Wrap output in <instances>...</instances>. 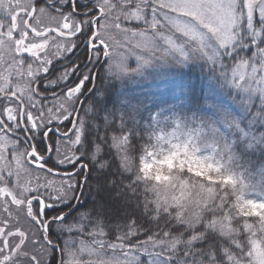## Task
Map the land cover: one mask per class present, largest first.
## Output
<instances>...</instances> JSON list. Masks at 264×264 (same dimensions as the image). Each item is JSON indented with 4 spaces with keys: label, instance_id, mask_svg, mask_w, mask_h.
<instances>
[{
    "label": "snow or ice",
    "instance_id": "obj_1",
    "mask_svg": "<svg viewBox=\"0 0 264 264\" xmlns=\"http://www.w3.org/2000/svg\"><path fill=\"white\" fill-rule=\"evenodd\" d=\"M245 45L249 53L255 46L259 65L237 62L231 83L264 89V0H0V264H141V254L159 250L170 257L185 239L195 247L212 232L227 246L207 254L185 251L186 264H264L253 250L257 240L264 242V216L241 212L249 201L260 209L264 199L247 198L227 170L219 118L214 128H190L178 118L161 122L163 111L145 116L147 110L129 99L123 106L129 119L113 122L108 136L125 162L131 160V179L123 184L102 166L103 145L89 161L96 146L80 115L86 94L94 97L96 81L105 76L142 75L146 66L197 58L217 80L227 79L226 60ZM132 56L135 68L128 63ZM163 74L161 68L155 76ZM145 136L151 147L138 155L137 141ZM54 138L61 139V159L71 169L50 162L45 140L54 145ZM170 157L176 166L162 169L169 179L157 181L154 162ZM149 160L153 170L146 174ZM188 162L209 168L214 179L196 175ZM89 183L98 199L80 219L72 201ZM128 208L132 215L122 216ZM69 216L76 227L68 235L78 239H68L62 228L61 244L52 229L69 224ZM117 220L128 225L121 233L110 227ZM144 228L149 234L141 240Z\"/></svg>",
    "mask_w": 264,
    "mask_h": 264
},
{
    "label": "trees",
    "instance_id": "obj_2",
    "mask_svg": "<svg viewBox=\"0 0 264 264\" xmlns=\"http://www.w3.org/2000/svg\"><path fill=\"white\" fill-rule=\"evenodd\" d=\"M255 46L252 47V53L256 52ZM245 52H248V46L245 45V50L240 51L235 59L229 57L225 64V72L227 69L241 60H250L256 57V53L249 59L245 57ZM146 75L139 78L135 83L129 78L120 79L116 82L97 80L95 96L92 94L86 99L83 104V110L80 112L81 118L85 121L95 120V127L85 131L88 134L92 144L96 147L93 153H88L89 161L93 156L101 155L100 145L104 146L107 156L103 161V167H111V173L115 175V179L120 180L123 184H127L131 171L129 165L131 160H128L126 165L120 161L117 153L111 148L108 142L110 135L109 129L113 122L117 124L120 120L129 119L124 111L129 99L139 102L142 105V110L146 109L145 116L151 113L153 116L161 111H165L169 116L168 120L173 119L171 115L178 116L188 127H199L208 125L209 128L216 127V120L219 118L223 125V130L219 133L221 144L227 141V147L224 149L227 170L230 171L239 186L243 189V193L247 198L264 199V104L259 97H247L239 91H236L227 79L221 78L217 80L212 75L211 66L204 60L185 67L170 69L169 73L155 76L158 71H147ZM111 93V96L109 95ZM51 99V98H49ZM113 105L111 112H116L113 118L104 121V114L108 112V106L101 108V104ZM87 109L89 114H87ZM103 110L107 112L103 113ZM132 118L139 122V117L133 113ZM67 123V121H65ZM145 126L148 121H144ZM207 130V129H206ZM52 134H49L51 136ZM180 136V133H177ZM40 137H37L39 140ZM55 143L60 142V138H54ZM52 145L51 163L56 164L61 169H71V165L66 164L61 159V152L56 150V145ZM152 143H154L152 141ZM137 154L143 155L142 148L150 149L148 139H138ZM83 149V148H81ZM83 154L84 150H81ZM56 150V151H55ZM121 169V171H118ZM88 171L84 172L87 176ZM95 175V173H93ZM134 175V173H133ZM191 175V174H189ZM227 180V179H225ZM131 187V185H129ZM136 191V188H132ZM143 195L141 190V196ZM94 196L98 199L94 184L84 185L83 195L81 196L78 206L79 211L74 216L85 218L92 211L91 198ZM75 201H72V204ZM142 202V201H141ZM85 205V207H79ZM133 208L136 206L135 200L132 201ZM133 208H128L121 212V215H132ZM71 211L65 209V212ZM254 215L264 216V206L260 209L256 206ZM74 216H69V220L74 219ZM126 221L117 220L111 223L110 227L118 233L123 232L127 227ZM57 236L62 237L61 233L56 230V226L52 229ZM149 234L148 229L144 228L139 233V239L143 240ZM181 236H186L185 232H181ZM211 240L206 239L203 235L196 246L188 244L187 239L182 242L178 252L172 253L169 256L158 255V264H186L183 253L185 251L201 252L207 254L212 250L220 251L227 246V240L217 235L215 232L209 233ZM179 239V237H177ZM61 239L58 240L59 243ZM59 259V253H57ZM190 264V261L187 262ZM197 264H201L198 260Z\"/></svg>",
    "mask_w": 264,
    "mask_h": 264
},
{
    "label": "rangeland",
    "instance_id": "obj_3",
    "mask_svg": "<svg viewBox=\"0 0 264 264\" xmlns=\"http://www.w3.org/2000/svg\"><path fill=\"white\" fill-rule=\"evenodd\" d=\"M132 39H136V38H132ZM255 53L256 52L252 53V51H251V53L245 52L244 54H245L246 58L248 57L249 59H251V57ZM200 61H203V60L202 59H197V58L189 59V60H187L185 62L171 60V62L164 63L163 65H160L157 68H152V67H147L146 66L143 69V74L142 75H125L124 77H121L120 79L123 80V79H125L127 77V78L132 80V83H135L139 78H142L144 75H146V73H148L147 71H158L159 72L161 70V68H163L165 74H167V73H169L170 69L179 68V66H180V68L181 67H185V66L191 65L193 63L197 64ZM259 62H260V58L257 57V55H256V57L254 59L250 60V63L257 64V66L259 65ZM128 63H129V65L132 68L137 67V62H136L135 56L130 57ZM234 66H235V64L233 66L229 67L227 69V71H226L227 80H228L229 84H231V86L236 91H239L242 94H244L247 97V99H249L250 97L256 96V97H259L260 100L264 104V89H259V88L255 87V86L245 87V88H237V87H234L232 85V83H231V80H232L231 72H232V68ZM241 71H250V69H248V70L241 69ZM165 74H163V75H165ZM117 79L118 78H113V77H110V76H105V78H104V80L111 81V82L112 81L116 82ZM105 106H108V109H107L108 112L106 110H103V113L107 112V113L104 114V121L109 122L108 120H110V118H113V116H114V114H116V112H114V111L111 112L112 108L114 107L113 105H110V104L109 105H106V104L104 105L103 103L100 105L101 108H104ZM86 113L89 114L88 109H87ZM164 113H165V111H164ZM158 114H156L154 116H157ZM169 115L167 113H165V117L162 118L161 122H163V120H165V119L168 120V118H169L168 116ZM171 116H173L174 118H178V116H176V115H171ZM87 123L88 124L85 126V121H83V125H84L85 131H88L90 128H94L95 127V120H94V122H93V120L87 121ZM167 131L170 132L171 129H168ZM144 139H148V137L145 136ZM153 142H154V140H153ZM55 145H56V150L60 153L63 145H61L60 142H56ZM110 146H111V148L113 150L115 149V143L114 142L112 144H110ZM167 147L168 146L165 147V152H167ZM81 150H84V148L81 149ZM91 152L93 153V150ZM115 152L117 153L120 161L123 162L126 165L124 157L120 156L119 152H117V151H115ZM148 162H149V164L145 166L146 174H151L152 170H153V163H152L151 160H149ZM154 163L158 165V167L156 169V175H155L156 180L160 181V182H165V181H167L169 179V177H167L166 175L163 174L162 169L163 168L171 169V168L175 167L176 164H177V160H176L175 157H170V158H167V159L162 160V161H155ZM184 163H185L184 160H180L179 161V164H180L181 167L184 165ZM188 166H189V170L190 171H194L196 175H205L208 179H214L213 177L208 176V172L210 171L209 168H207V167H205L203 165H194L192 162H188ZM224 182L228 183V180H225ZM0 199H2V198H0ZM245 208H247L248 210L245 211ZM241 212L243 214H245V215H254L256 213V205L252 204L249 201L247 204L241 206ZM72 221L73 220H70V223L67 224V225L61 224L59 226H56V230L59 233H61L60 230L62 228H66L67 232L65 233V235H68V233H70L72 231V229H74L76 227V224L74 222H72ZM73 238L78 239V237H75L74 234L73 235H68V239H73ZM60 239H61L60 240L61 244H63L65 242L64 236H62ZM256 239H260L259 234L257 235ZM253 250L256 253V256L258 258H261L262 260H264V242H261L260 240H257L253 244ZM158 255H159V250H157V252L154 253V254H141L138 259L141 262V264H158L159 263V261L157 260Z\"/></svg>",
    "mask_w": 264,
    "mask_h": 264
},
{
    "label": "bare ground",
    "instance_id": "obj_4",
    "mask_svg": "<svg viewBox=\"0 0 264 264\" xmlns=\"http://www.w3.org/2000/svg\"><path fill=\"white\" fill-rule=\"evenodd\" d=\"M50 149H51V151H52V147H50ZM81 187H82V195H83V189H84V185H81ZM91 201L93 202V201H96V198H94V196L91 198ZM78 203L79 202H74L73 204H72V208H76L77 206H78ZM70 212V211H69ZM77 217V216H76ZM78 218H80V219H82V217H80V216H78ZM71 220H73V219H71ZM70 221V220H69Z\"/></svg>",
    "mask_w": 264,
    "mask_h": 264
},
{
    "label": "water",
    "instance_id": "obj_5",
    "mask_svg": "<svg viewBox=\"0 0 264 264\" xmlns=\"http://www.w3.org/2000/svg\"><path fill=\"white\" fill-rule=\"evenodd\" d=\"M87 95H88V94H86V96H87ZM82 99H83V98H82ZM49 134H50V133H49ZM45 144L48 145V147H47V151H48L49 153H51V149H50V147H49V144H48V141H47V140H45ZM76 171H79V168H77ZM80 191H82V187H81ZM79 198H80V196L77 197L76 202H78Z\"/></svg>",
    "mask_w": 264,
    "mask_h": 264
},
{
    "label": "flooded vegetation",
    "instance_id": "obj_6",
    "mask_svg": "<svg viewBox=\"0 0 264 264\" xmlns=\"http://www.w3.org/2000/svg\"><path fill=\"white\" fill-rule=\"evenodd\" d=\"M96 84H97V81H96ZM88 94H89V96H90V95L92 94V92H89Z\"/></svg>",
    "mask_w": 264,
    "mask_h": 264
}]
</instances>
